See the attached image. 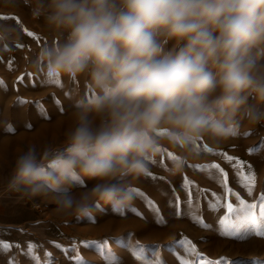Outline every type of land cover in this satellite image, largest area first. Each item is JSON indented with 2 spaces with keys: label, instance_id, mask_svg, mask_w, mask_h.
Returning a JSON list of instances; mask_svg holds the SVG:
<instances>
[{
  "label": "clouds",
  "instance_id": "obj_1",
  "mask_svg": "<svg viewBox=\"0 0 264 264\" xmlns=\"http://www.w3.org/2000/svg\"><path fill=\"white\" fill-rule=\"evenodd\" d=\"M57 34L30 68L86 79L64 146L31 144L7 189L50 200L59 217L121 214L164 150L168 171L264 121V0H24ZM14 12H0L11 16ZM20 42L0 22V51Z\"/></svg>",
  "mask_w": 264,
  "mask_h": 264
},
{
  "label": "rangeland",
  "instance_id": "obj_2",
  "mask_svg": "<svg viewBox=\"0 0 264 264\" xmlns=\"http://www.w3.org/2000/svg\"><path fill=\"white\" fill-rule=\"evenodd\" d=\"M8 11L15 14L0 16V22L14 26L20 42L0 51V240L14 246L0 254V264H8L11 257L18 264H34L28 254L29 243L37 245L35 255L40 264H75L77 252L87 264H105L97 251L103 242L122 264H142L131 254L130 246L142 247L147 261L159 254L162 264H264V237L240 239L226 228L239 215L227 211L229 204L238 207L237 197L256 204L259 214V197L264 194V121L219 147L202 143L200 159L186 165L182 173L168 171L173 153L164 150L150 171L135 182L136 189L159 209L162 221H157L139 196L121 214L105 205L96 208L92 218L78 219L57 216L50 200L10 192L7 183L18 154L31 144L38 151L64 146L63 133L73 103L87 91V84L84 77L50 81L35 73L30 68L32 60L44 44L58 38L57 34L43 17L31 16L24 0H0V12ZM258 148L260 151H249ZM241 164L244 172L250 166L255 173L251 195L240 183ZM208 165L217 166L211 175ZM189 199L196 220L188 212ZM169 201L179 204L182 215L175 214ZM133 208L141 215L130 211ZM189 244L192 254L186 251Z\"/></svg>",
  "mask_w": 264,
  "mask_h": 264
},
{
  "label": "snow or ice",
  "instance_id": "obj_3",
  "mask_svg": "<svg viewBox=\"0 0 264 264\" xmlns=\"http://www.w3.org/2000/svg\"><path fill=\"white\" fill-rule=\"evenodd\" d=\"M31 35V33H29ZM57 84H59V81H55ZM0 86H2V81H0ZM42 114H44L42 112ZM9 131H12L11 128H9ZM261 148H264V144L261 145ZM250 152H256L260 151V149H250ZM231 160V158H228ZM240 164V162H237ZM211 175V169L214 167H217L215 165H208L205 166ZM238 175L240 177V183L241 186L244 187L246 190H248L249 194L251 195L252 190L254 189L255 185V173L249 166L248 171L244 172L243 171V165H240V171L238 172ZM155 179V178H153ZM187 183V181H186ZM134 197L139 196L142 199L145 200V203L148 205V207L156 214L157 221H162V216L159 213V209L154 205V203L148 199L143 192H141L138 189H133L132 190ZM237 202H238V207L233 208L231 204L227 205V211L231 213H236L238 212L239 215L236 217V221L232 222L230 221L229 223L226 224V228L233 232L238 238L240 239H246L252 235H259L261 237H264V194H261L259 197V214H256V204H249L245 202L243 199L237 197ZM170 206L175 207L176 212L175 214L177 216L182 215L179 209V204L173 205L171 201H169ZM195 207L189 199L188 201V212L189 214L195 213ZM103 211V210H101ZM130 211L136 212L137 215H141L136 209H130ZM192 218L196 220V216L193 214ZM199 223L200 221L197 220ZM186 244H188L187 241H185ZM14 245L7 243L3 240H0V254H3L7 251H10V249ZM56 247H61L59 245H55ZM37 245L34 243H29L28 244V254L31 256V258L34 261V264H40V259L35 255V249ZM64 251H68V249H63ZM72 251H76L75 248L71 249ZM97 251L105 261V264H122L121 259L116 256V254L108 247L107 242H103L102 244L97 246ZM129 251L131 254L138 260L142 261V264H162L159 254H157L154 258L153 261H147L144 259V249L142 247L138 246H130ZM186 251L189 254H192L194 251L191 248V245L189 244L188 249ZM46 256H50V254L46 253ZM75 264H87L86 261L83 260V258L80 256V254L77 252L76 256L74 257ZM8 264H18V262L15 260V257H11L8 261ZM182 264H191L190 261H183ZM208 264H212V262H208Z\"/></svg>",
  "mask_w": 264,
  "mask_h": 264
}]
</instances>
